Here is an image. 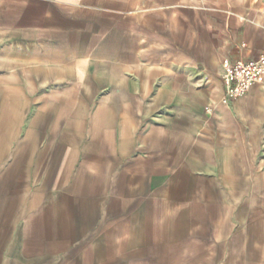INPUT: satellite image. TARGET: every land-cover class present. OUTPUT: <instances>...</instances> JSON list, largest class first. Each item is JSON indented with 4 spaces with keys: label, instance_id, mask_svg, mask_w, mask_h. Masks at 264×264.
I'll use <instances>...</instances> for the list:
<instances>
[{
    "label": "crops",
    "instance_id": "0c3cea01",
    "mask_svg": "<svg viewBox=\"0 0 264 264\" xmlns=\"http://www.w3.org/2000/svg\"><path fill=\"white\" fill-rule=\"evenodd\" d=\"M263 0H0V264H264Z\"/></svg>",
    "mask_w": 264,
    "mask_h": 264
},
{
    "label": "built area",
    "instance_id": "2783aa9c",
    "mask_svg": "<svg viewBox=\"0 0 264 264\" xmlns=\"http://www.w3.org/2000/svg\"><path fill=\"white\" fill-rule=\"evenodd\" d=\"M264 11V0L262 4ZM264 79V51L249 60L238 59L224 63L221 81L226 101L245 96L250 88Z\"/></svg>",
    "mask_w": 264,
    "mask_h": 264
}]
</instances>
